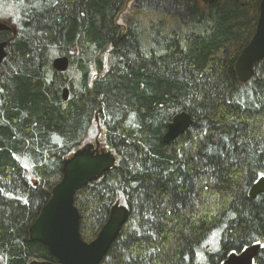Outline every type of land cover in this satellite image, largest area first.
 I'll return each instance as SVG.
<instances>
[{
  "label": "trees",
  "instance_id": "16d2710c",
  "mask_svg": "<svg viewBox=\"0 0 264 264\" xmlns=\"http://www.w3.org/2000/svg\"><path fill=\"white\" fill-rule=\"evenodd\" d=\"M128 1L11 0L20 22L0 64V264L57 262L28 227L92 118L116 162L75 193L83 239L116 201L128 209L99 264H223L254 243L264 264V193L248 194L264 176V57L246 82L234 69L259 0H175L181 13L133 0L119 22ZM60 55L65 72L52 68ZM180 111L193 124L163 143Z\"/></svg>",
  "mask_w": 264,
  "mask_h": 264
},
{
  "label": "water",
  "instance_id": "95a60500",
  "mask_svg": "<svg viewBox=\"0 0 264 264\" xmlns=\"http://www.w3.org/2000/svg\"><path fill=\"white\" fill-rule=\"evenodd\" d=\"M207 4L217 0H199ZM10 26L0 21V31L10 30ZM7 42H0V64L6 56ZM264 57V0H259V11L254 33L238 55L234 69L241 82L248 81L254 74L255 63ZM69 58L60 55L52 60V68L65 72ZM68 89L62 90V99L68 98ZM193 124L189 113L180 111L166 124L162 136L163 143H169L183 134ZM115 155L101 147L98 137L94 142H86L61 164V177L52 187L48 200L41 206L37 217L28 227L31 240L42 243L57 262L31 260L28 264H99L110 244L126 222L128 209L116 201L110 208L108 217L95 238L85 241L80 233V213L74 204L76 191L90 181L99 179L115 165ZM264 193V176L259 177L249 188L248 194L255 198ZM261 243H254L240 252L229 253L223 264H254Z\"/></svg>",
  "mask_w": 264,
  "mask_h": 264
},
{
  "label": "rangeland",
  "instance_id": "374dc122",
  "mask_svg": "<svg viewBox=\"0 0 264 264\" xmlns=\"http://www.w3.org/2000/svg\"><path fill=\"white\" fill-rule=\"evenodd\" d=\"M138 1L146 2L150 6L164 7L167 10L172 11V12L173 11L178 12V13L183 12V3L181 1H175V0H138ZM132 2H133V0H129L127 2L123 11L119 15V19H118L119 22H122L123 16L128 15L132 12ZM1 5H2V3L0 2V21L7 23L11 27H16L19 23L18 20L14 19V18H6L5 14H4L5 12H7L6 7L3 8V6H1ZM92 119L93 120H91L90 123L87 124L88 130H85L84 132L80 133V140L82 138V141H80V143H81L80 146H82L86 142H91V141L94 142L96 135H98L100 140H101L100 142H101L102 146L105 147L103 140L101 138V134L99 132V129L96 128V126L98 125V122H97L98 120L95 118H92ZM77 140H79V139H77ZM48 150L56 151L57 149L55 147L48 146V148L44 151H48ZM15 157H16L15 159H18V160L20 158L17 156H15ZM36 159L37 158H35V162L40 163L39 160H36ZM47 163H48V161H47ZM22 164H25L26 166L30 165V163L27 160H23ZM31 181H33L36 185L39 184L38 179L36 177L31 178ZM211 239L212 238H210V243H211Z\"/></svg>",
  "mask_w": 264,
  "mask_h": 264
},
{
  "label": "flooded vegetation",
  "instance_id": "af4514ba",
  "mask_svg": "<svg viewBox=\"0 0 264 264\" xmlns=\"http://www.w3.org/2000/svg\"><path fill=\"white\" fill-rule=\"evenodd\" d=\"M1 3H2L1 6H3V8L6 7L7 12L4 13L5 16H6V18H14V19H17L18 22H20V16H19L18 12L16 11V7L14 6V4H12L11 0H7V1L5 0V1H3ZM16 28L17 27H11V29L9 30V32L11 33V36L9 38H7V39H0V42H3V41L7 42V44L5 46L6 53H7V47H8V44H9L10 40L12 39V37L17 32V29ZM0 37H3V35H1Z\"/></svg>",
  "mask_w": 264,
  "mask_h": 264
},
{
  "label": "bare ground",
  "instance_id": "6f19581e",
  "mask_svg": "<svg viewBox=\"0 0 264 264\" xmlns=\"http://www.w3.org/2000/svg\"><path fill=\"white\" fill-rule=\"evenodd\" d=\"M32 1H33V0H32ZM27 2H28V1H27ZM30 4H31V3H30ZM33 5H34V4H33ZM34 6H35V5H34ZM28 7H29V6H28ZM28 7H26V8H28ZM30 7H31V6H30ZM26 8H25V9H26ZM28 9H29V8H28ZM28 11H29V10H28ZM41 11H42V10H41ZM49 82H50V80H49ZM60 98H61V97H60ZM91 117H92V116H91ZM87 120H88V119H87ZM92 120H93V119H92ZM90 121H91V120H90ZM97 122H98V121H97ZM98 123H99V122H98ZM89 126H90V125H89ZM30 129H31V128H30ZM86 129H87V128H86ZM84 130H85V129H84ZM96 130H97V129H96ZM97 131H98V130H97ZM83 132H84V131H83ZM31 133H32V132H31ZM31 138H32V137H31ZM46 141H47V140H46ZM40 142H41V141H40ZM103 143H104V142H103ZM44 145H45V144H44ZM109 149H110V148H109ZM43 152H44V151H43ZM35 156H36V155H35ZM36 160H37V159H36ZM38 160H39V159H38ZM34 161H35V158H34ZM19 165H20V164H19ZM19 167H20V166H19ZM19 167H18V168H19ZM16 169H17V168H16ZM23 174H24V173H23ZM23 174H22V175H23ZM24 176H25V175H24ZM30 180H31V179H30ZM39 185H40V184H39Z\"/></svg>",
  "mask_w": 264,
  "mask_h": 264
}]
</instances>
